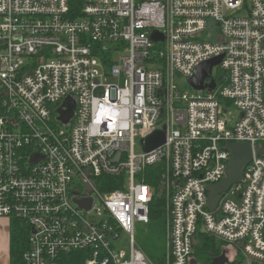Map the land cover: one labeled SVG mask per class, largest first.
Wrapping results in <instances>:
<instances>
[{
    "label": "built area",
    "instance_id": "obj_1",
    "mask_svg": "<svg viewBox=\"0 0 264 264\" xmlns=\"http://www.w3.org/2000/svg\"><path fill=\"white\" fill-rule=\"evenodd\" d=\"M218 58L215 89H194ZM238 144L253 149L244 181L211 211ZM149 169L163 173L165 264H191L201 235L232 248L226 264H264V0H0V219L30 230L23 264H154L136 240Z\"/></svg>",
    "mask_w": 264,
    "mask_h": 264
},
{
    "label": "trees",
    "instance_id": "obj_2",
    "mask_svg": "<svg viewBox=\"0 0 264 264\" xmlns=\"http://www.w3.org/2000/svg\"><path fill=\"white\" fill-rule=\"evenodd\" d=\"M74 4V2H73ZM149 178L147 183L154 188L155 198L150 207V222L147 225L149 237L142 244L138 243V247L154 264H165L167 257V226L168 211L167 203L164 195L161 194V170L157 178L149 169ZM151 174V175H150ZM163 175V173H162ZM156 180V181H155ZM119 189L118 186H112L109 191ZM30 230L19 221L13 220L10 229V264H23V255L29 249ZM199 245L195 247L193 255L194 261L198 264H211L212 261L224 252L230 250V246L221 244L219 248L217 240L207 235L199 237ZM228 246V247H224ZM224 247V248H222Z\"/></svg>",
    "mask_w": 264,
    "mask_h": 264
},
{
    "label": "water",
    "instance_id": "obj_3",
    "mask_svg": "<svg viewBox=\"0 0 264 264\" xmlns=\"http://www.w3.org/2000/svg\"><path fill=\"white\" fill-rule=\"evenodd\" d=\"M152 39L157 42L163 40V37L158 32H155ZM221 61L222 58H218L201 65L197 70L196 77L189 81L190 85L196 90H205L206 88L211 91L214 90L216 87L214 81L210 85H205L204 83L212 77L213 68L219 65ZM64 106L67 108V111L59 110V120L64 124H68L74 117L76 104L72 99H68L64 102ZM165 142L166 129L164 128V130L156 131L151 136L143 139L141 144L145 152H151L163 146ZM226 149L231 154L230 164L226 173L227 178L221 184L208 188L211 211H216L223 193H226L234 184H240L244 181V171L253 158V149L249 144L227 145ZM258 154L261 155L262 152L259 151ZM88 190L91 191L90 188ZM75 202L87 210L91 208V200L82 201L76 198ZM227 262L226 253H223L220 257L215 258L211 264H226ZM191 264H197V262L193 261Z\"/></svg>",
    "mask_w": 264,
    "mask_h": 264
},
{
    "label": "rangeland",
    "instance_id": "obj_4",
    "mask_svg": "<svg viewBox=\"0 0 264 264\" xmlns=\"http://www.w3.org/2000/svg\"><path fill=\"white\" fill-rule=\"evenodd\" d=\"M205 40L216 41L217 35L214 32H212L211 36L205 37ZM115 62L116 63L119 62V55H115ZM179 81L183 82V80H181V79ZM78 181H79V179L76 177L74 182L77 183ZM125 186H127V182L125 183ZM163 190L165 191L164 187L161 186V194L165 195ZM12 221L9 222L8 220L0 219V264H9V249L8 250L6 249L7 246L5 245V242L8 240L7 239L8 237L10 238V229H11V222ZM147 227H148L147 225L142 224V223H139L136 226V240L140 244H142V242H145L149 237ZM4 237H6L5 241H4ZM221 244H222V242L218 240L217 245L219 248L222 246ZM224 247H228V246H224ZM224 247H222V248H224ZM116 248L118 251L125 254L126 257L130 255L131 244H130L129 238L125 234L122 236L121 240H119L116 243ZM234 248L237 249V247H234ZM230 249L232 250V248H230ZM232 254H234V253H232Z\"/></svg>",
    "mask_w": 264,
    "mask_h": 264
},
{
    "label": "crops",
    "instance_id": "obj_5",
    "mask_svg": "<svg viewBox=\"0 0 264 264\" xmlns=\"http://www.w3.org/2000/svg\"><path fill=\"white\" fill-rule=\"evenodd\" d=\"M8 240L5 242V245L7 246V250L9 249V264H10V238H7ZM6 240V237H4V241ZM3 246V245H2Z\"/></svg>",
    "mask_w": 264,
    "mask_h": 264
}]
</instances>
